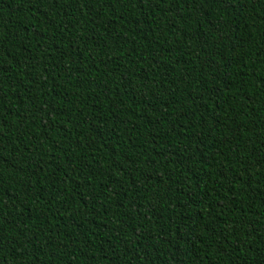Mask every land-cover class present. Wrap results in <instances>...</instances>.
I'll return each instance as SVG.
<instances>
[{
  "label": "trees",
  "instance_id": "obj_1",
  "mask_svg": "<svg viewBox=\"0 0 264 264\" xmlns=\"http://www.w3.org/2000/svg\"><path fill=\"white\" fill-rule=\"evenodd\" d=\"M0 264H264V0H0Z\"/></svg>",
  "mask_w": 264,
  "mask_h": 264
},
{
  "label": "snow or ice",
  "instance_id": "obj_2",
  "mask_svg": "<svg viewBox=\"0 0 264 264\" xmlns=\"http://www.w3.org/2000/svg\"><path fill=\"white\" fill-rule=\"evenodd\" d=\"M232 0H226V3H228L229 5H231Z\"/></svg>",
  "mask_w": 264,
  "mask_h": 264
}]
</instances>
